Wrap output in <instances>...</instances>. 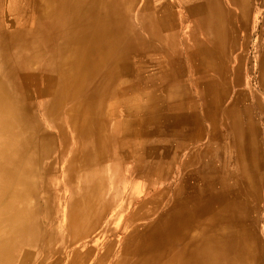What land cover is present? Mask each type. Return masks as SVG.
<instances>
[{"label": "bare ground", "instance_id": "bare-ground-1", "mask_svg": "<svg viewBox=\"0 0 264 264\" xmlns=\"http://www.w3.org/2000/svg\"><path fill=\"white\" fill-rule=\"evenodd\" d=\"M256 2L148 0L134 9L136 0H0V264L33 247L25 264L88 263L79 251L105 243L145 187L135 179L114 208L102 174L140 166L148 147L167 158L166 177L179 175L174 195L166 186L134 207L128 226L151 219L95 264L112 261L120 243L114 264H264V5ZM254 11L263 17L249 83ZM139 25L149 37L134 64ZM57 174L72 189L62 231L43 222ZM111 210L97 237L76 246Z\"/></svg>", "mask_w": 264, "mask_h": 264}, {"label": "rangeland", "instance_id": "rangeland-1", "mask_svg": "<svg viewBox=\"0 0 264 264\" xmlns=\"http://www.w3.org/2000/svg\"><path fill=\"white\" fill-rule=\"evenodd\" d=\"M257 2H259L258 3V10H259V8L261 7V4L264 5V0H257ZM145 3H148V0H136V6L134 9L141 8V6L146 5ZM252 15L253 16H252L251 29H250L251 33L249 35L250 40L248 39L249 40L248 43L250 47L246 53L247 60H246L245 75H244V80L246 81L248 79L249 83L250 82L252 83V81L255 82V73H254L255 68L254 67H255L256 60L254 57L255 51H254L253 46H254V42L257 41V37L260 33L261 22H262V17H263L261 13L259 12L256 13L255 11L254 13L252 12ZM162 29L163 31H166L164 22L162 25ZM136 30L140 34V39L138 41V44L134 48H131L132 52L135 50V52L132 53V57L130 58L131 62H134V64L138 63L140 58L142 57L140 48L145 47L148 41V37H149V35L146 32L147 30L146 28H144V26L139 25L136 27ZM142 36L145 37V40L143 39ZM138 45L140 48L138 47ZM172 67L174 68L173 65ZM172 71L173 73L177 72L176 68H174ZM262 124H263L262 126L264 129V120ZM206 129H207V126L204 128V131ZM147 151H148V159L145 161V163L140 164V166L136 165L135 167L131 169L130 165H128L129 169L127 168L124 169L123 167H121L122 164H120L119 169L117 171V175H115L110 169L109 170L106 169V173L104 172L102 174L105 177V180L107 181V183L109 184V190L106 193V199L110 198V199L117 200L116 206H114V208L121 206V204L127 199L129 189L131 188V184L133 183L135 179L140 180V181H145V187L140 193V196L133 199L129 203L128 206L123 207V213H121L120 218L115 222V224H113V226H116V229L113 232L108 234V238L106 239L105 243H102V245L98 244L96 246L95 242H91L89 245H86L85 247H83L81 251H79L77 259L80 258V254L82 252L84 251L88 252V260L90 261H88V263H85V264H95L97 260L99 259L100 252L104 250L103 248H105L108 244H110L115 238L124 236L125 230L126 231L130 230V227H133L134 229L136 226L140 225L141 222H144V224L148 223V219H151V217L146 216L145 218L147 222L144 221L145 218H143V220L137 219L136 222H133L128 226L126 222V218L128 217L129 214H131L134 207L140 205L144 201L148 202V200L146 199L148 197H151L152 201H156L157 200L156 197L158 196L162 188L167 189L165 188L166 186L171 187L169 188L170 196L174 195V191L172 189L176 187V184L178 181L177 179L179 178V175H177V173H172L171 175L166 177L164 173L166 172L165 165H166L167 158L164 156V154L160 150L156 148L148 147ZM97 171L100 174L99 168L97 169ZM91 173L92 172H87L88 175H90ZM16 181L17 180L15 179L14 182ZM77 181L79 183L82 182V180L80 179ZM123 183H126V186H124ZM76 184L78 183L76 182ZM48 189L52 197V205L50 208V215L47 216L46 218H43V222L46 224H49L52 227V229L56 231H62L65 225L63 211L65 208V205L67 204V202L69 201L71 197L72 189L63 181L62 176H60L59 174L49 179ZM24 199H27V198L24 196ZM83 206H84L83 204L75 205L74 211L78 210L80 212ZM30 209H31L30 216H32L35 210L32 204L30 205ZM43 210L45 212L46 210L45 205H42V211ZM112 210H111V213L107 217L103 218V221L101 223L96 225L92 234L83 239H79L76 242V246L79 247L82 244L84 245L88 241H90L89 238L92 239V238L97 237L96 233L100 232V230L104 228V225L107 222H109L111 214H112ZM160 214H161V209L159 210L157 216H159ZM154 217L156 218V214ZM82 222H86V220L85 219L78 220L79 224ZM142 231H146V229H143ZM142 231H138L137 235H140L141 233H143ZM122 245L123 244L121 243L119 245H115L117 246V248L115 249V252L113 254V259L112 261H109V263L107 264H114L116 260L114 257H118L121 254L122 252L121 249L123 248ZM70 248L71 246H69L68 248L69 253L71 250ZM37 252L38 251L36 247L27 248V253L25 254V257H23L21 261L16 260L14 264H25V260L33 258L35 255H37ZM69 253H67L66 256ZM83 254H86V253H83ZM89 257L91 258L89 259ZM80 263L81 262L78 261L76 264H80Z\"/></svg>", "mask_w": 264, "mask_h": 264}]
</instances>
